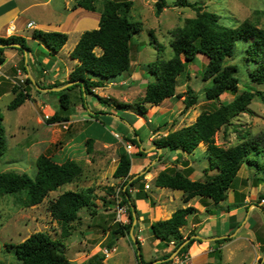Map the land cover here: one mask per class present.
I'll return each mask as SVG.
<instances>
[{
  "label": "rangeland",
  "instance_id": "rangeland-1",
  "mask_svg": "<svg viewBox=\"0 0 264 264\" xmlns=\"http://www.w3.org/2000/svg\"><path fill=\"white\" fill-rule=\"evenodd\" d=\"M105 1L107 0H99L97 3L100 11L103 10ZM132 1L134 5L130 18L134 22L142 23V30L134 36L132 41L131 69L128 73L114 79L113 83H108L103 89H96L95 92L102 97L114 98L120 102L134 104L139 98L145 95L147 84L154 80V77L149 73V65L157 60L166 61L173 58L174 51L171 43L174 41V32L184 28L187 20L195 18L197 13L193 9L176 7L174 4L176 0H166L167 7L161 14H157L156 2L158 0ZM192 1H199L203 10L218 14L221 17V23L224 25L235 27L240 22L249 20L257 26L264 28V0ZM58 3L60 4V2ZM42 16L49 20L54 19V17L57 18L54 14L48 17L45 15ZM74 40L75 36H71L66 48L55 58L53 54H49L45 45L39 44L38 42H31L29 44L31 53L27 59H30L33 63L34 60L40 59L41 65L43 66H50L55 63L62 70H65L72 64L67 50L71 47ZM244 49V42H239L236 54L229 61V64L237 65L238 67L239 71L237 75L240 79V92L243 91V88L250 86L255 91V97L247 111L245 110V112L239 113L230 124L224 126L215 135V144L223 149L240 144L242 139L247 137V134L250 137H254L264 133V85L252 84L250 82L248 77L249 67L243 61ZM8 53H11L9 49ZM97 53H100V51L98 50ZM208 62L206 56L199 55L198 62L196 64H189L187 68L189 76L187 73L178 78L176 94L181 97L167 99L159 106L151 107L145 117L139 116L133 111H128L133 116L135 115L130 118L124 115L122 110L100 104L94 96L84 95L86 107L93 111L84 112V114L87 115V118H89L90 114H93L95 121L81 124L82 129L80 134L83 133V136L77 135L78 139L76 143L84 151V154L80 157L81 159H77L83 165V174L74 183L60 188L57 192L51 193L42 204L31 208H25L22 205L23 195L0 196V264H21L15 255V245L22 243L29 236L37 232H45L53 239L60 240L66 256L73 264H90L95 259V256L104 257L102 264L141 263L138 260L137 248L131 235L119 238L114 243L112 249L108 248V243L111 240L109 232L118 223H130L127 206H123L122 208L119 204L122 201L120 192L122 191L124 179H115L113 177L119 159L117 149L120 146L92 147V152L87 153V157L84 159L87 148L85 146V140L93 139L94 141L98 140L113 144L115 140L112 139L111 134L115 135L114 133H118L121 138H126L128 133L133 136L134 130H136L143 140L141 147H144L146 154H148L145 158L133 157V171L130 172L134 173L133 175L142 173L139 177H144V180H142L144 192L152 198L151 202H148L147 199L138 200L137 187L130 188V193H132L136 206L133 209L135 221H133L131 230L136 243L139 241L142 245V255L146 263L161 260L166 254L171 253L175 247L174 243L166 246L161 244L162 242L159 240V245L156 247L151 245L154 241V238L152 236L150 237L151 224L153 222L167 220L171 213L180 208L189 207L192 201V207H196L201 211L205 207L203 202L207 200V205L211 203L207 209L220 218L221 208L212 200L195 198L189 203H184L182 197L180 198L179 196V192H174L169 189H158L154 180L155 173L158 176L161 171L168 167H176L178 170H183L186 163L195 169V173L191 177L193 180L202 179L205 171L209 169L210 160L205 143H201L191 155L170 150H163L160 153L159 149L157 150V147L153 144L154 141L167 136L170 132L191 126L203 112L212 111L220 104H228L234 99V95L230 93H225L221 97L220 102L212 103L206 99L204 89L209 85V82L203 80V72ZM48 63L50 64L48 65ZM33 65L41 68L39 61ZM4 70L5 68L1 69V73L4 75H0V82L3 86L9 83L10 88L14 86L25 88L26 84L22 82L21 78H15V74L6 73ZM20 72L22 73V79L26 80L28 77L23 78L25 72L23 70H20ZM6 76H10V78L7 79ZM189 87L196 92L199 101L192 108L185 110L183 95H185ZM70 96L72 103L82 104L78 93L72 92ZM13 99L12 92L5 94L0 90V110L4 116L7 143V151L0 158V173H26L30 177H35L37 174L36 162L38 157L41 154H53L61 148L62 144L58 141L56 144L53 142V139H55L53 137L54 131L47 124L41 122V120L44 122H47V120L41 110H37L33 106L36 104L35 101L30 100L17 110H9L8 106ZM37 102L39 107H43L42 110L49 107V112L61 111L58 93L40 95L37 98ZM100 106L107 111L111 110L116 113L115 115L118 120L114 119L113 116L109 117V114H96L97 108ZM71 108H74V106ZM62 130L64 131V129ZM150 137L152 140L147 143ZM137 138L139 140V137ZM121 141L122 143L120 142V145L124 148L125 144H131L124 139ZM137 150L133 146L130 151L136 153ZM69 156V152H63L55 160L61 163L68 160L70 158ZM255 171L254 168L244 166L238 174L232 189L229 191L227 199L230 201L235 199L234 201L237 205H230L231 209H235L240 207V204L248 198L247 206L251 207L254 205L251 208L252 212L250 213L248 211L251 220H248V212L244 208L238 211L237 217L239 215H243L244 217L243 221L239 224L242 228L245 223L248 226V224H251V221H254V230L248 233L246 227H244L237 236V225L228 229V224L224 226L222 222H216L213 228L215 233L219 235L218 239L225 238L229 235L237 240L229 245L226 244L230 241L224 243L223 245L226 246L222 255L219 253L217 256H214L213 251H221V249L217 248V245L214 244L215 241L210 243L209 250L211 249L213 251L209 252V257L214 258V260L212 259L213 264H218V262L220 263L222 261L223 264L227 261L230 264H250L255 256H259L260 259L263 256L262 263L264 264V246L260 249L257 248L259 239H264V212H262L264 200L260 201L259 199L260 194L264 192V183L256 179L255 176L257 173ZM208 174L214 175L215 173L210 172ZM129 176L132 175L130 174ZM259 177L261 176L259 175ZM243 179L246 182L244 185L242 184ZM90 188L93 189L95 206L89 209H83L79 213V220L73 223L74 229L71 236L69 238H62L61 225L52 218L49 212V201L56 199L65 191H83ZM112 189L116 192V197L111 194ZM239 197L242 200V202L240 201L241 203L238 202ZM227 200L221 204L227 206ZM110 201L113 203H110ZM258 206L262 207V210L257 209ZM121 209L124 212L121 215L120 221L118 216ZM151 209L152 213L150 212ZM148 214H150V219L148 218ZM204 214L207 215L208 212ZM204 214L203 216H205ZM199 220L201 218L198 216L196 219L190 217L189 224L181 230L184 238L192 234L197 235L200 232L197 236L204 239L205 233L196 229L192 231V225L198 224ZM227 229L229 232L226 231ZM190 252L188 250V252L179 257L176 255L172 259L173 262L171 264H190L192 262ZM258 262L260 263V261Z\"/></svg>",
  "mask_w": 264,
  "mask_h": 264
},
{
  "label": "trees",
  "instance_id": "trees-1",
  "mask_svg": "<svg viewBox=\"0 0 264 264\" xmlns=\"http://www.w3.org/2000/svg\"><path fill=\"white\" fill-rule=\"evenodd\" d=\"M99 0H78L77 8L88 12H97ZM175 6L179 8L193 9L197 16L188 19L184 28L176 30L173 34L174 41L171 43L174 56L170 60H157L149 65V73L154 77L146 87L145 95L134 104L120 102L114 98H106L96 94V89H101L113 82L114 79L128 73L132 66V41L134 36L142 30V23L134 22L130 18L134 5L132 0H107L104 3L99 21V28L86 30L70 56L77 60L78 64L70 73L67 83L77 82L67 89L59 92L61 112H68L72 106L69 94L75 88H80V101L85 106V96H94L98 102L123 112L133 111L139 116H147L151 107L162 104L167 99L180 98L176 94L177 81L180 76L188 73L189 64H196L198 56L208 58V64L203 72V80L209 82L204 89L206 99L212 103L220 102L225 93L234 95V99L228 104H220L212 111L203 112L194 124L189 127L170 132L167 136L156 140L153 144L157 149L170 150L191 155L201 143L207 145V154L210 160L207 169L200 180L191 177L195 169L186 163L183 170L176 167H168L161 171L155 179L158 188L169 189L179 192L184 203H189L195 198L210 199L217 205L228 199V193L232 189L238 174L244 166L254 168L256 179L264 183V133L250 137L246 135L242 142L228 149H223L215 144V135L224 126L245 110L255 97V91L247 86L240 92V79L237 65L229 64L235 56L237 45L244 42L243 61L249 67V80L252 84L264 85V28H261L249 20L240 22L237 26H227L221 23V17L213 12L203 10L199 1L176 0ZM167 7L166 0L156 2L157 14H161ZM32 38L42 43L51 53L59 52L68 42L66 33L52 31L45 32L35 30ZM21 45V48H0V65L4 64L3 56L6 49H17L28 52L30 48L26 39L18 36L0 38V45ZM161 48V47H160ZM100 53H97V51ZM161 50V49H160ZM189 76V73H188ZM188 78V77H187ZM24 87H13L14 99L8 106L9 110H17L31 99L30 89L32 82L29 78ZM41 87V85H39ZM58 87V85H55ZM185 110L195 106L199 98L196 92L189 87L183 95ZM97 114H102L98 112ZM68 120L56 113L49 124ZM161 129V127H160ZM139 137V140L138 138ZM132 146L137 148L136 153H128L124 147L118 150V165L114 171L115 179H124L121 207L127 206L130 223H118L109 232L110 241L108 248H113L114 243L121 237L131 235L133 227V209L136 208L130 190L137 187V199H148L144 192L142 180L138 177L134 180L129 176L132 169L133 157L145 158L148 154L142 148L143 140L138 132L124 138ZM94 140L86 141L87 152H92ZM7 151L6 129L4 116L0 110V158ZM162 157V156H161ZM37 174L30 177L26 173L3 172L0 173V196L23 195L22 205L31 208L42 204L51 193L77 181L83 174V165L75 160L68 159L62 163L57 162L52 156L41 154L37 159ZM150 172V171H148ZM214 172V175L208 173ZM259 175L261 177H259ZM131 180V181H130ZM131 188V189H130ZM112 191L114 197L116 192ZM115 193V194H114ZM260 201L264 200V192L260 194ZM110 203H113L110 201ZM95 206L93 201V189L83 191H65L56 199L49 201V212L62 229V238H69L74 229L73 223L79 220V213L83 209ZM249 206L247 207V211ZM197 209L189 206L176 210L171 218L159 220L151 224V232L155 240L161 241L168 246L174 243L171 253L166 254L161 260L169 259L188 239V244L183 246L178 257L188 252L190 247L198 240L189 235L184 238L182 228L188 224V217L194 215ZM230 241L229 238L219 239L216 243L223 244ZM141 263H146L142 255ZM60 240L53 239L45 232H37L29 236L22 243L15 245V255L21 264H73L66 256ZM90 264H102L104 257H94ZM168 260L162 264H171Z\"/></svg>",
  "mask_w": 264,
  "mask_h": 264
},
{
  "label": "crops",
  "instance_id": "crops-1",
  "mask_svg": "<svg viewBox=\"0 0 264 264\" xmlns=\"http://www.w3.org/2000/svg\"><path fill=\"white\" fill-rule=\"evenodd\" d=\"M77 1L78 0H0V38H7V29L9 27H11L12 25H14L16 27V32H15L14 36H18V37H22V38L26 39L28 47H29V44L31 42H38L37 40H34L32 38V33L35 30H42L45 32L58 31V32L66 33L69 36L68 42L70 41L71 36H75L74 42L71 44V47L67 50L68 51L67 53L70 56L71 52L74 50V48L78 44L82 34L86 30H92V29H98L99 28V21H100V17H101V11L99 9L97 12H88L82 8L76 9L75 7L77 4ZM58 2H60V4ZM57 3H58V5H57ZM53 14L55 16H57V18L54 17V19H52V20H49V19L42 16V15H45L48 17L49 15L52 16ZM30 23H34L33 28L28 27V25ZM68 42H67V44H68ZM38 43L42 44L40 42H38ZM67 44L57 53H51L49 50H48V52H49V54H53L54 58H55L56 56H59V54L61 53V51L63 49L66 48ZM9 47H13V46L12 45L4 46V48H9ZM13 48H17V47H13ZM18 49H20V48H18ZM9 50L11 51V53H8V49H6L4 51L3 56L5 58V62H4V64L1 65V69L5 68L4 71L6 73L15 74V78H18V73L20 70H23L25 72L26 76L32 82L31 89H30V94H31L30 100H33L36 103L33 106L37 110H41V112L44 115H51L53 117L56 113H58V114H61L63 117L64 116L68 117V120H63L61 122H57V123H53V124H49L48 121L44 122L43 120H41L42 123L47 124L48 127H51L52 128L51 130L54 131L53 137L55 139H53V142L56 144V142L58 141L59 143L62 144L61 148L58 151L51 154L50 156H52L55 159L61 153L69 152L70 153L69 159L75 160V161H77V159H81L80 157L82 154H84L83 153L84 151L81 149L80 145H77V143H76L77 139H78L77 135H80L81 137L83 136V133L80 134V131L82 129L81 124L89 122V121H91V122L95 121L93 114H90L89 118H87V115L84 114V112H89L91 110H89V108H87L86 105L83 106L82 104L77 103V105L74 106V108H71V110H69L68 112H61V111H58V112L57 111L56 112L50 111L49 112L48 111L49 107H47L45 110H42L43 107L42 106L39 107V104L37 102V98L40 97V95L41 96L47 95L49 93L57 94V93L65 90V89H67L68 87L66 88V86H68L70 84V83H67V79H68L70 73L73 71L74 67L78 64V61L73 60L70 56V58L72 60L71 66H69V68H66L65 70H62L59 67V65L55 64V63L51 64L50 66H43V65H41L40 59L34 60V63L31 62L30 59H27L31 53V49L29 52L26 49H23V51H20V50L18 51L17 49H11L10 48ZM14 50H16V51H14ZM38 61H39L41 68H37L36 65H33V64H36ZM49 64L50 63H48V65ZM15 72L17 73V76H16ZM6 78H10V76H6ZM111 83H113V82H111ZM39 85H41V87ZM55 85H58V87H55ZM39 88L44 89V91H41ZM57 88H65V89H63L61 91L50 90V89H57ZM12 89H13V87L10 88L9 83H8V85L5 84L3 86L0 82L1 92L5 93V94H9V92L13 93ZM101 89H103V88H101ZM72 92L78 93L79 97H81L80 88L73 89L72 91L69 92V94L71 95ZM96 94H98V93L96 92ZM13 96H14V94H13ZM30 100H27L23 105H25ZM91 112H93V111H91ZM96 112L97 113L101 112L102 114L104 113V115L109 114V117L113 116L114 119L118 120L117 116L115 115L116 113H114L111 110L107 111L101 106L99 108H97ZM124 115H126L130 118L135 116V115L133 116L130 112H124ZM53 128H55V129H53ZM62 129H64V131ZM114 134L116 135V133H114ZM115 135L111 134L112 139L115 140L113 142V144L112 143L108 144V143H104L102 141L95 140L93 148L101 147V146H117V147L120 146L121 147L120 144L122 143V141H119V139H117L115 137ZM126 136H131V135L128 133ZM151 137L147 140V143L152 140ZM121 139H124V138H121ZM87 140H85V141H87ZM85 146H86V144H85ZM118 150H119V148L117 149V151ZM94 151H95V149H94ZM161 152H163V150ZM87 153L88 152H87V148H86V155H85L84 159L87 157ZM145 153H146V151H145ZM117 165H118V161H117ZM117 165L115 168H117ZM131 171H133V170L131 169ZM130 174L133 176L132 180H134V179L138 178L139 175L142 173H136L135 175H133L134 173H130ZM156 177H157V174L155 173L154 180ZM242 184L243 185L246 184L244 179L242 180ZM161 189H164V188H161ZM235 195L237 198L236 191H235ZM235 195H234V198H235ZM179 196H180V198L182 197L181 195H179ZM240 199L241 198L239 197V200H238L239 203L242 202V200H240ZM147 200H148V202H151L152 198L149 197ZM234 200L233 201L227 200L228 201V203L226 202L227 206H224L221 203L218 205V207L221 208L220 218L217 215L213 214V212H210L207 209V207H209L211 205V203H210V205H207L208 200L203 202L205 207L201 211L198 208L194 207L197 209V212L190 217H192V219H196V217L198 216L199 218H201V220H199L198 224L192 225V228H193L192 231L195 229L199 230V231L205 233V237H204V239H196V240H198V242H196L193 245V247L191 249H189V252L191 251L190 253L192 255V257H191L192 262H190V264H192L193 261H194L193 264H213L212 259L214 260V258L209 257V252L213 251L211 249L209 250L210 243L215 241L214 244L217 245L218 249L219 248L221 249V251H219V250L213 251L214 256H217V255H219V253H221V255H222V252H223L226 245H229V244H231L237 240V239H234L228 235L225 238H229V239L232 238V240H230V242L228 241L229 242L228 244H226L225 246L223 245L224 243L220 244V245L217 244L216 242L219 240L218 239L219 235H217L215 233V230L213 228V226L215 225L216 222H222V224L224 226H227V224H228V229L235 227L237 225V227H236V229H238L237 236L240 234L241 230L244 227H246L248 233H250L254 230V224H255L254 221H251L250 222L251 224H248V226L245 223V225L242 228V226L239 224L243 221L244 217H243V215H239L237 217V213L241 208L242 209L244 208L247 211L248 198L240 204V207L235 208V209H231V207H230L231 204L234 206L237 205ZM192 202L190 203V206H192ZM205 203H206V205H205ZM252 207H254V205H252L248 209V211L250 213L252 212V210H251ZM205 208H206V210L204 211ZM261 208L262 207H260V206L257 207V209H261ZM262 209H263L262 212H264V208H262ZM150 212L152 213V209L150 210ZM207 212H208V214L205 215L204 213H207ZM249 212L247 213V218L250 221L251 216H250ZM173 213H171L169 215V218H171ZM203 214L205 216H203ZM190 217H188V219H187L188 224L190 222ZM148 218L150 219V214H148ZM228 229L226 231L229 232ZM219 232H221V231H219ZM198 234H200V232ZM197 235H195V236H197ZM151 236H152V238H154L152 235V232L150 233V237ZM225 238H221V239H225ZM161 244H163V243H161ZM214 244H212V245H214ZM151 245L153 247H156L157 245H159V241L155 240V238H154V241L151 243ZM257 246H258L257 248H259V249L263 248L264 239L260 238L259 242H257ZM257 257H258V259H257ZM262 259H263V256L261 259L259 258V256H255V258L251 261L250 264H263ZM222 260H223V257H222ZM258 261H260V263ZM218 264H223V261L220 263L218 262ZM224 264H230V263H229V261H227Z\"/></svg>",
  "mask_w": 264,
  "mask_h": 264
},
{
  "label": "water",
  "instance_id": "water-1",
  "mask_svg": "<svg viewBox=\"0 0 264 264\" xmlns=\"http://www.w3.org/2000/svg\"><path fill=\"white\" fill-rule=\"evenodd\" d=\"M12 46H13V47H17V48H21V45H18V44H12ZM0 48H4V46L0 45ZM75 83H77V82L70 83L68 86H66V88H67V87H70V86H72V85H74ZM39 89H40L41 91H44V89H42V88H39ZM63 89H65V88H57V89H50V90L61 91V90H63ZM159 151L161 152L162 149H159ZM134 221H135V219H134ZM131 238H132V240L135 242V245H136V248H137V257H138V260L141 262V249L139 248L138 243H136V241H135V238H134V236H133V234H132V230H131ZM192 239H201V238H200L199 236H193ZM190 240H191V239L186 240V242H185V243H184V244H183L178 250H176V251L170 256L169 259H166V260H158V261L153 262V263H150V264H162V263H164L165 261L172 260L176 255H178V253H179V251L181 250V248H182L183 246H185L186 244H188V243L190 242Z\"/></svg>",
  "mask_w": 264,
  "mask_h": 264
},
{
  "label": "built area",
  "instance_id": "built-area-1",
  "mask_svg": "<svg viewBox=\"0 0 264 264\" xmlns=\"http://www.w3.org/2000/svg\"><path fill=\"white\" fill-rule=\"evenodd\" d=\"M28 27H29V28H33V27H34V23H30V24L28 25ZM15 32H16V27H15L14 25H12L11 27H9V28L7 29V38L14 36ZM0 75H4L3 73H1V65H0ZM24 77H27L26 74L23 76V78H24ZM20 78H21L22 82L25 83L26 80L22 79V73L19 71V73H18V79H20ZM7 79H9V78H7ZM23 80H24V81H23ZM13 82L16 83L15 80H13ZM51 118H52L51 115H45V119H46L47 121L50 120ZM115 137H116L117 139H119L120 141L122 140V139H121V136H119L118 134H116ZM125 148H126V150H127L128 152H131L130 150H132L133 146H132V144H125ZM147 187H148V186H147ZM122 208H123V207H122ZM123 212H124L123 209H121V211H119V216H118V218H119L120 221H121L120 218H121V215H122ZM120 221H119V222H120Z\"/></svg>",
  "mask_w": 264,
  "mask_h": 264
}]
</instances>
